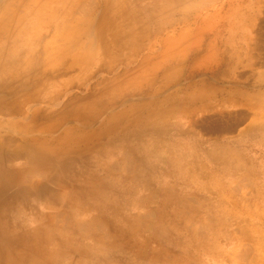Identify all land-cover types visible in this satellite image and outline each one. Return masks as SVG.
Segmentation results:
<instances>
[{"label": "rangeland", "instance_id": "obj_1", "mask_svg": "<svg viewBox=\"0 0 264 264\" xmlns=\"http://www.w3.org/2000/svg\"><path fill=\"white\" fill-rule=\"evenodd\" d=\"M0 141V264H264V0H0Z\"/></svg>", "mask_w": 264, "mask_h": 264}, {"label": "crops", "instance_id": "obj_2", "mask_svg": "<svg viewBox=\"0 0 264 264\" xmlns=\"http://www.w3.org/2000/svg\"><path fill=\"white\" fill-rule=\"evenodd\" d=\"M4 148L7 150L5 160ZM41 169L38 163L29 160L25 155L16 154L14 147L8 145L4 147L0 141V187L4 185L8 191L16 187L32 188L37 185L38 178L41 177ZM33 190L28 189V193L36 194ZM14 205L19 207V201L16 198H14Z\"/></svg>", "mask_w": 264, "mask_h": 264}]
</instances>
